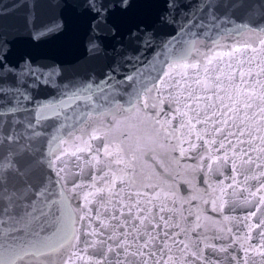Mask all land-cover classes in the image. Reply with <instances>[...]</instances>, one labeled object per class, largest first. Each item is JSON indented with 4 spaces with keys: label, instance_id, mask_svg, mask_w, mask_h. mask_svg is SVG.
<instances>
[{
    "label": "snow or ice",
    "instance_id": "6c2138e0",
    "mask_svg": "<svg viewBox=\"0 0 264 264\" xmlns=\"http://www.w3.org/2000/svg\"><path fill=\"white\" fill-rule=\"evenodd\" d=\"M12 7L0 264H264V0H60L42 24L36 0ZM77 27L99 74L16 48Z\"/></svg>",
    "mask_w": 264,
    "mask_h": 264
},
{
    "label": "water",
    "instance_id": "95a60500",
    "mask_svg": "<svg viewBox=\"0 0 264 264\" xmlns=\"http://www.w3.org/2000/svg\"><path fill=\"white\" fill-rule=\"evenodd\" d=\"M36 2L38 4L36 9L38 24L46 23L61 13V9L57 7L60 0H36ZM15 3H17V0H0V12L7 11L9 13L6 17V27L10 32L22 26L23 17L28 15L26 9L14 10L12 5ZM64 15H69L68 10H64ZM11 38L10 35L9 39ZM85 40L84 31L77 27L70 34L49 38L35 47L25 40H17L16 48L31 51L34 56L42 59L43 62H58L65 68L68 75L87 72L99 74L104 68L103 62L87 59Z\"/></svg>",
    "mask_w": 264,
    "mask_h": 264
}]
</instances>
